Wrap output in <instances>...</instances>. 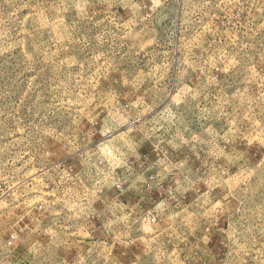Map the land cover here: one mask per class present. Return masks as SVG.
<instances>
[{
	"label": "rangeland",
	"instance_id": "374dc122",
	"mask_svg": "<svg viewBox=\"0 0 264 264\" xmlns=\"http://www.w3.org/2000/svg\"><path fill=\"white\" fill-rule=\"evenodd\" d=\"M0 264H264V0H0Z\"/></svg>",
	"mask_w": 264,
	"mask_h": 264
}]
</instances>
